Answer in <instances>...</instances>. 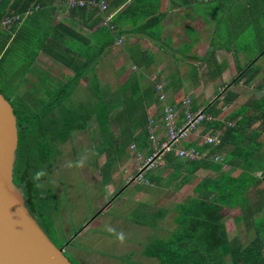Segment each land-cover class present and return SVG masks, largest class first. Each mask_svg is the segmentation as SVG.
Returning a JSON list of instances; mask_svg holds the SVG:
<instances>
[{
	"label": "crops",
	"instance_id": "crops-1",
	"mask_svg": "<svg viewBox=\"0 0 264 264\" xmlns=\"http://www.w3.org/2000/svg\"><path fill=\"white\" fill-rule=\"evenodd\" d=\"M42 1L45 2V6H42L35 15L37 24L36 22L32 24L36 29L40 25H45L47 40L55 36L54 27L62 26L60 39L63 48L60 47V51L63 52L66 63L73 59V64L80 67L87 57L94 56L93 62L83 77L72 85L71 91L78 90L88 81L89 84L94 81L96 85L94 94L101 95L110 109L112 119L109 121V127L113 135L127 139L126 149L120 151L118 158L109 167V170L113 171L112 179L116 180L119 177L122 185V188L114 192L113 198L114 196L118 198L122 191L134 182L133 177L140 164L136 154L143 158L150 153L147 134L143 136L144 145L140 141V147H137L131 138L142 127L146 131L149 120H153L155 140L157 142L164 140L165 132L161 125L160 108L154 91L156 84H162L166 101L176 113L184 98H189L191 108L196 111L205 109L214 99L220 100L230 96L232 97L230 102L218 104L220 113L217 116L210 114L214 122L225 121V117L231 113L236 112L240 115L241 110L247 111L250 115L264 111L262 62L264 55L258 54L262 43L264 46V0H96L104 2L106 7L110 8V11L105 13L111 14L110 24H114V34L121 40L119 45L113 41L103 50L101 47L107 37L101 32L102 16L96 9L68 11L63 5L64 0ZM67 29L76 35V38L70 35ZM219 30L221 34L218 33ZM229 31L236 35L248 32L254 55L246 59L244 58L246 55L243 54L242 57L231 45L225 46L214 42L215 35L220 40L221 37L218 36ZM65 48L82 57L71 58L70 54L65 52ZM52 49L59 51L57 45L52 46ZM85 54L89 55L86 57ZM45 57L51 64V69L46 65ZM246 64L252 70L246 76L244 73L241 78L243 73L241 70L247 66ZM219 66L220 70L213 69ZM32 71L34 73L26 74L25 80L19 83L28 84L26 78L28 75L34 81H29L28 86L23 85L24 89L23 86H19L17 89L19 92L28 90L38 94L41 91H37L36 86L40 89L46 88L50 92L59 88L61 90L73 75L70 68L42 50L35 56ZM41 83L44 86H41ZM88 88L90 91V86ZM90 96L89 105L95 101L91 92ZM256 103H261L262 107L258 108ZM91 119L96 128L92 138L98 141V127L94 117ZM88 121L86 129L90 127ZM224 124L229 125L225 122ZM253 128L259 137L252 141L247 135L244 144L256 149L252 157L255 164L254 170L247 168L246 173L247 176L263 179L264 173L261 172L264 171V123H255ZM201 131L202 128H198L182 144L202 145L201 136L206 133L201 135ZM131 145L134 146L133 150L130 149ZM228 149H222L210 158L212 161L214 157L221 160ZM223 168L226 172L228 166L224 165ZM142 174L149 183L136 185H145L148 188L150 198L146 199L147 203L141 204L146 208L141 209L146 211L149 210L150 199L156 196L164 197L167 194L175 195L174 197L188 194L186 199H189L193 196L194 186L200 180L214 177L213 173L198 169L186 184L179 186V179L172 178L173 171L165 162V157L159 167L143 171ZM147 175L150 178H147ZM248 194L252 197V209H259L255 210L253 216L257 221L264 213V182L254 185L248 190ZM139 196L144 195L141 193ZM112 197L106 205L111 203ZM186 199L175 201L171 209ZM157 206L162 207L159 204ZM235 210L239 212V208H222L225 227L229 218H225L224 213ZM238 217L239 215L231 218V221L234 224H241V239L245 232L255 237L253 224L249 218L237 221ZM241 243L246 241L241 240Z\"/></svg>",
	"mask_w": 264,
	"mask_h": 264
},
{
	"label": "trees",
	"instance_id": "trees-1",
	"mask_svg": "<svg viewBox=\"0 0 264 264\" xmlns=\"http://www.w3.org/2000/svg\"><path fill=\"white\" fill-rule=\"evenodd\" d=\"M35 5L39 7L38 10L29 16L22 17L26 8H32ZM42 6H45L42 0H0V19L13 15L18 16L17 22H12L3 28L0 27V77L2 78L0 81H3L2 86L5 88L10 87L9 93L0 91V94L11 106L15 117L17 145L12 168V184L21 191L24 207L51 241L54 229L48 212L53 208L54 199L46 187L34 188L30 179L32 173L44 169L48 174L50 157L55 153L57 145L69 141L73 132L85 131L87 121L92 117L98 127L99 135L97 136L100 146L98 154L106 158L103 167H107L104 168L103 175L107 176L110 167L108 164L110 146L115 143L116 138H126L113 135L109 127V121L112 119L110 109L101 95L94 94L96 87L94 81H91L90 92L95 97V103L91 102L88 105V102V104L82 102L78 105L69 104V106L66 104L67 98L65 97L71 94L66 92L72 90V85L83 77L84 72L93 62L94 56L90 54L91 56L87 57L89 54H85L87 59L80 67L73 64V59L66 63L67 60L60 51V47L63 48L60 39L62 26L54 27L55 36L47 40L45 25H40L36 29L32 24L33 22L37 24L38 20L35 19V15L42 9ZM109 11L110 8L106 7V12ZM110 26L114 27V24ZM101 27V32L107 37L101 47L103 50L113 41L116 44L117 36L114 34V28L109 30L107 26ZM69 31L67 29V32L76 38V35ZM51 45H57L59 51H54ZM40 50L70 68L73 71L72 79L61 90L59 88L50 92L44 88L38 94L35 91L19 92L17 90L21 86L19 82L25 80L26 74L34 73L32 63ZM64 50L70 54L71 58L82 57L66 48ZM243 54L247 56V53ZM258 54L264 55V46ZM248 64L241 70L243 71L241 78L244 73L246 76L252 70L249 69ZM19 78L21 80L18 82ZM231 99V96L220 100L219 98L214 99L203 111L217 116L220 113V108H217L218 104L223 102V105ZM256 104L258 108L262 107L261 103ZM191 110L194 111L192 108ZM177 111L176 121L179 124L183 116L181 106ZM114 118L116 119L117 116ZM224 122L229 125L225 126ZM255 123H264V111L250 115L247 111L241 110L240 115L236 112L227 115L225 121L202 123L200 134L217 135L219 137L217 146L206 144L196 146L181 142L179 145L181 149L197 151L202 157L188 160L176 158L172 154L164 156L165 162L172 168V178L179 179V186L186 184L198 169L207 170L213 173L214 177L200 180L194 186L193 196L173 208L175 216L172 223L175 227L166 238L153 239L143 247L141 253L145 258L155 259L157 264H264V213L259 218L260 220H254V212L259 209H252V197L248 194V190L264 182V178L256 179L250 175L247 176V168L254 170L255 162L252 157L256 149L244 144L247 135L252 141L259 137L258 132L253 128ZM145 132L142 127L131 138L137 147H140V141L143 142V136L147 134ZM118 147L116 145V148ZM225 148H229L226 154L219 163H214L210 157ZM148 151H150L149 145ZM224 165L228 166L226 172L221 171ZM261 173L264 171L262 170ZM147 178L150 176L147 175ZM44 179L45 177L42 178L41 183ZM145 180L148 182L147 179ZM222 208H239L241 215L237 221L249 218L255 234L253 240L249 243H241L237 238L227 237L220 213ZM154 216L163 218L161 212L156 215L151 214V218ZM260 234L263 236L259 237Z\"/></svg>",
	"mask_w": 264,
	"mask_h": 264
},
{
	"label": "rangeland",
	"instance_id": "rangeland-1",
	"mask_svg": "<svg viewBox=\"0 0 264 264\" xmlns=\"http://www.w3.org/2000/svg\"><path fill=\"white\" fill-rule=\"evenodd\" d=\"M209 17L211 18V13ZM218 33L221 34V30ZM235 35L236 33L229 31L225 35L218 36L221 37L220 40L216 38V35L213 40L217 44L231 45L236 53H241L242 57H244L243 53H247L244 57L247 59L254 51L249 38L250 34L243 32ZM235 37L238 40L232 41L231 39ZM262 62L264 63V58ZM45 63L50 69L52 68L46 57ZM213 69L220 70L221 67ZM26 78L28 84L21 82V86L25 84L28 86L29 81H34L30 75ZM20 80L21 78L18 82ZM89 82L78 90L70 89L66 92L71 93L70 98L65 97L68 106L89 101L91 98ZM2 84L3 81H0V91L9 93V84H7L9 88H5ZM41 84L44 86L43 83ZM36 90L42 89L36 86ZM88 122L90 125L88 129L73 132L70 140L63 145H57L55 153L50 157V171L45 176L43 185L51 192L54 199V202L51 200L53 208L48 212L54 229L51 241L56 247H63L64 256L72 264H157L155 259L145 258L141 251L151 240L168 236L175 227L172 223L175 211L171 207L175 201L186 199L188 194L178 197L172 194L164 197L156 196L150 199V204H147L149 210L146 211L141 209L144 207L141 204L147 203L146 201L150 198L148 188L145 185L137 186L138 183L134 181L122 191L118 198L116 196L113 198L114 192L122 188L120 178L112 179L114 177H111L113 175L111 170H108L107 176L103 175L104 168L107 167H103L106 158L104 155L99 156L100 146L98 141L92 138L96 130L93 119ZM127 144L126 139L120 137L115 139V143L109 148V165L118 158L120 151L126 149ZM116 145L119 147L116 148ZM81 157H86V162L83 167H77L76 161ZM69 163L72 167L66 166ZM221 171L224 172L225 169L222 167ZM141 193L144 196H139ZM111 197L113 198L111 203L106 205ZM159 212L163 214V218L158 216L151 218V214L156 215ZM237 215L241 214L236 210L224 213V217L229 218L225 223L227 237L248 243L253 240L254 235H248L244 231L241 239V224H234L231 221V218ZM109 228H114L117 232L123 231L126 236L125 242L119 243L109 232ZM259 237L262 236L259 235Z\"/></svg>",
	"mask_w": 264,
	"mask_h": 264
},
{
	"label": "water",
	"instance_id": "water-1",
	"mask_svg": "<svg viewBox=\"0 0 264 264\" xmlns=\"http://www.w3.org/2000/svg\"><path fill=\"white\" fill-rule=\"evenodd\" d=\"M15 117L0 94V264H72L38 227L12 184Z\"/></svg>",
	"mask_w": 264,
	"mask_h": 264
},
{
	"label": "built area",
	"instance_id": "built-area-1",
	"mask_svg": "<svg viewBox=\"0 0 264 264\" xmlns=\"http://www.w3.org/2000/svg\"><path fill=\"white\" fill-rule=\"evenodd\" d=\"M63 5L67 10L74 9H96L102 16L101 26H107L109 30H113L109 22L111 19V14L105 13L106 6L102 1L96 0H64ZM37 5L32 8H26L22 17H26L32 14V12L38 10ZM18 16L13 15L10 17H3L0 19V27H6L12 22H17ZM121 40L117 39L116 44H120ZM154 91L156 93L157 102L160 108L161 114V125L165 132V137L162 142H157L154 137L153 120H149L146 132L147 139L150 146V154L145 157H140L136 154V159L139 161V168L137 173L133 177V181L138 184L147 185L148 182L143 178V171H151L156 169L162 164L163 157L166 154H172L176 158L196 160L202 157L200 153L194 150H184L179 147V144L186 140V138L194 133L202 123H207L213 121L211 115L207 114L203 110H194L190 108V100L185 98L181 100L180 106L183 109V116L178 124L176 121V111L166 102L165 94L162 91V85L156 84L154 86ZM202 144L217 146L219 143V137L215 134H203L201 136ZM133 150L134 146H130ZM213 162L219 163L220 159L214 157ZM223 167V166H222Z\"/></svg>",
	"mask_w": 264,
	"mask_h": 264
},
{
	"label": "clouds",
	"instance_id": "clouds-1",
	"mask_svg": "<svg viewBox=\"0 0 264 264\" xmlns=\"http://www.w3.org/2000/svg\"><path fill=\"white\" fill-rule=\"evenodd\" d=\"M86 162V157H81L76 161V166L77 167H83ZM67 167H72V164L69 163L66 165ZM47 175L46 171L44 169H40L34 173H32L30 179L33 182V186L36 189H41L43 188V183H41L42 178ZM109 232L115 236V239L123 244L126 240L125 233L123 231L117 232L114 228H109Z\"/></svg>",
	"mask_w": 264,
	"mask_h": 264
},
{
	"label": "flooded vegetation",
	"instance_id": "flooded-vegetation-1",
	"mask_svg": "<svg viewBox=\"0 0 264 264\" xmlns=\"http://www.w3.org/2000/svg\"><path fill=\"white\" fill-rule=\"evenodd\" d=\"M67 142H68V140H67ZM63 145V144H62ZM54 244V243H53Z\"/></svg>",
	"mask_w": 264,
	"mask_h": 264
}]
</instances>
